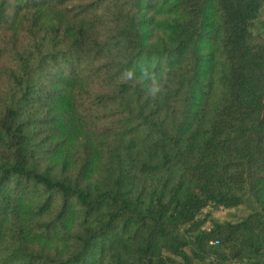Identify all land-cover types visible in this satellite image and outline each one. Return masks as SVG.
Wrapping results in <instances>:
<instances>
[{"label": "trees", "instance_id": "1", "mask_svg": "<svg viewBox=\"0 0 264 264\" xmlns=\"http://www.w3.org/2000/svg\"><path fill=\"white\" fill-rule=\"evenodd\" d=\"M263 4L0 0V264H264Z\"/></svg>", "mask_w": 264, "mask_h": 264}, {"label": "rangeland", "instance_id": "2", "mask_svg": "<svg viewBox=\"0 0 264 264\" xmlns=\"http://www.w3.org/2000/svg\"><path fill=\"white\" fill-rule=\"evenodd\" d=\"M252 33L257 36L261 37L262 42H264V4L261 10L260 15L255 18L252 22V27H251ZM25 38L21 35H18L17 33H12V31L6 32V36L0 37V44L6 45L8 47H21L25 43ZM3 59L0 58V65L3 64ZM158 187L156 185H152L148 188V192H144L142 194L141 202L145 203L143 206H147L149 199L152 200L153 195L155 192L153 190ZM139 194V191L134 190L132 194V198L135 199ZM250 201V200H249ZM245 202L237 207H231V208H225L221 207L219 209L213 208V206H208L203 211L199 214V217L201 219H205V226L209 228L211 219L218 220L220 222H225V221H232V222H238L242 220L244 217L248 216L252 212V203L251 202ZM155 208L153 206L151 210ZM209 260L207 261V263ZM252 261L248 259L244 260H239V259H234L230 260L227 262V264H250ZM197 264H203V263H197ZM253 264V263H252Z\"/></svg>", "mask_w": 264, "mask_h": 264}, {"label": "clouds", "instance_id": "3", "mask_svg": "<svg viewBox=\"0 0 264 264\" xmlns=\"http://www.w3.org/2000/svg\"><path fill=\"white\" fill-rule=\"evenodd\" d=\"M123 75L127 80H132L135 77V73L132 69H128ZM142 75L146 80L151 81L147 89L148 94L153 97L157 96L161 92V86L158 83L156 74L145 68L142 70Z\"/></svg>", "mask_w": 264, "mask_h": 264}]
</instances>
